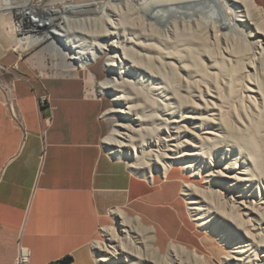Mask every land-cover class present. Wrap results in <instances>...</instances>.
Here are the masks:
<instances>
[{
	"label": "bare ground",
	"instance_id": "obj_1",
	"mask_svg": "<svg viewBox=\"0 0 264 264\" xmlns=\"http://www.w3.org/2000/svg\"><path fill=\"white\" fill-rule=\"evenodd\" d=\"M13 11L22 28H12ZM0 12L8 20L3 29L15 34V51L46 44L47 56L71 60L82 72L105 54L108 76L99 93L116 103L104 114L118 118L104 141L116 147L109 151L114 159L131 151L135 162L144 160L156 173L165 175L179 162L190 177L204 175V186L182 190L192 219L226 244L224 264H264V15L253 0H0ZM186 17H205L215 37L218 29L231 32L238 52L225 48V56L209 66L184 44L185 56L166 53L157 45L154 24L170 25L175 34ZM147 49L158 55V68L142 59ZM244 152L249 163L238 166L231 157ZM112 218L123 237L108 238L106 255L122 252L144 264L131 241L129 218ZM178 248L170 247L171 264H181L177 257L185 251Z\"/></svg>",
	"mask_w": 264,
	"mask_h": 264
},
{
	"label": "crops",
	"instance_id": "obj_2",
	"mask_svg": "<svg viewBox=\"0 0 264 264\" xmlns=\"http://www.w3.org/2000/svg\"><path fill=\"white\" fill-rule=\"evenodd\" d=\"M253 1L264 15V0ZM6 23L1 17L0 264H14L19 245L30 264H95L94 238L113 213L153 230L158 253L194 247L178 169L143 178L106 157L102 101L68 67L35 69L37 57L13 49Z\"/></svg>",
	"mask_w": 264,
	"mask_h": 264
},
{
	"label": "rangeland",
	"instance_id": "obj_3",
	"mask_svg": "<svg viewBox=\"0 0 264 264\" xmlns=\"http://www.w3.org/2000/svg\"><path fill=\"white\" fill-rule=\"evenodd\" d=\"M50 0H47V3H49ZM11 2L14 3H24V0H11ZM43 3H46L43 1ZM1 17H6L2 15V12H0V18ZM11 20V25L12 28H16L15 22L21 18L20 15H18V12L13 11L12 14L9 16ZM190 17L184 18L183 21L177 22V34H173L171 32V26H162L158 24H154L153 27V34L157 36V45L161 49H165V52H181L180 54H184L182 51H180L182 48L180 45L184 44L187 49H191L196 53L201 54V59L203 60L204 64L209 66V61L210 60H216L220 61L222 59V56H225V50L230 49L235 52L238 49V41L235 40L233 37L234 35L230 34L228 30H223V29H218L217 34L215 37L212 32V25L210 23H207V19L203 17L204 21H196L195 18H191L190 22L188 19ZM22 19V18H21ZM193 19V20H192ZM197 19V18H196ZM202 20V19H201ZM187 21V22H186ZM194 21V22H193ZM8 22V20H7ZM192 23V24H191ZM199 23H202L201 25L203 28L200 26ZM207 23V24H206ZM180 24V25H179ZM183 24V25H182ZM206 24V25H205ZM209 24V25H208ZM11 25H8L9 28ZM208 25V27H207ZM206 26V27H205ZM147 27V26H146ZM145 27V28H146ZM11 28V29H12ZM164 28V29H162ZM167 28V29H166ZM201 30V31H200ZM223 30V31H222ZM165 31V32H164ZM197 32V33H195ZM172 33V34H171ZM225 33V34H224ZM9 37L12 41L14 39L15 34L8 33ZM149 34V33H148ZM230 34V35H228ZM150 35V34H149ZM13 36V37H12ZM214 37V38H213ZM222 37V38H221ZM18 38V35H17ZM146 39V38H145ZM153 39V38H149ZM159 39V40H158ZM227 39V40H226ZM234 39V40H233ZM148 40V39H146ZM172 41V42H171ZM226 41V42H225ZM148 43L149 40L147 41ZM166 42V43H165ZM227 43V44H226ZM13 44V43H12ZM211 44V45H210ZM220 44V45H219ZM178 45V46H177ZM231 45V46H230ZM226 46V47H225ZM228 46V47H227ZM233 46V47H232ZM232 47V49H231ZM209 48V49H208ZM219 48V49H218ZM226 48V49H225ZM236 48V49H235ZM13 49H15V46H13ZM46 49V44H43L41 46H38L37 48L31 50V51H26L24 55L28 58H36L37 59H31L33 63V67L35 69H44L45 67L50 68L51 66L57 67V68H63V67H68L71 69L72 73L76 74L78 77L83 78V81L86 83L87 91L89 93V96L101 100L103 104V110L107 111V109L115 108L116 103L111 100V96L109 94H100L99 93V85L100 82L105 79L108 74L104 71V63L106 61L107 56L105 54H101L100 57L97 59L96 63L87 65L85 68V71L82 72L78 68L75 67V63H73L71 60L65 59L60 56H47L44 50ZM183 50V49H182ZM221 51V52H220ZM223 51V52H222ZM29 52V53H28ZM37 52H43L44 54L42 55V59L38 58ZM147 57H142L143 60L148 59L149 61L151 60L154 65L157 68L159 67L158 64V55L154 51H150L147 49ZM145 52V53H146ZM220 52V53H219ZM224 53V55H223ZM186 54H184L185 56ZM214 58V59H213ZM70 66V67H69ZM212 71V70H209ZM250 71V68H249ZM162 72V71H161ZM260 74L262 73V70H259ZM45 74V72H43ZM46 76V74H45ZM129 81L133 82L136 79V77L128 76ZM249 87H253V83H248ZM241 90V88H240ZM239 90V92H241ZM251 94V93H249ZM122 106V105H121ZM258 106V105H257ZM245 107V106H244ZM238 109V107H237ZM240 109V108H239ZM244 110V109H243ZM124 116V115H122ZM101 122L104 125L105 133L104 136L107 137L113 130L114 124L118 121V118H111L103 115V117H100ZM257 119H255L256 121ZM105 139L103 140L102 145V151L106 157L111 159L113 162L120 164L122 167L126 168L129 173H133L134 175L140 176V177H147L148 175L155 174L156 168L148 165L144 160H139L137 162L134 161V155L133 152L129 151V155H124L123 159H120L118 161L113 160V154L112 152H109L110 149H116V147H110L106 146L104 143ZM113 159H112V158ZM237 159L238 160V166H240L241 162L244 164H248L250 158H248L247 154L244 152L242 153L241 156L237 155L235 153L231 159ZM248 159V160H247ZM210 160V158L207 159V162ZM229 162L228 159H226V163ZM135 163V164H133ZM225 163V164H226ZM172 166V165H171ZM182 164L179 162H174L173 167L178 169V172L181 174V180L184 183V186L187 184H192L197 187L199 186H204L203 180H204V175L202 178H192L190 175L186 172H184L182 168ZM217 169L219 166H216ZM224 171V170H222ZM183 199H186L183 195H181ZM187 205V203H186ZM187 211H188V205H187ZM188 219L191 222L194 234L196 236L195 239V244L194 247H181L177 244H175L179 248H183L181 250L185 251V254H181L179 257H177V260L181 264H224V257L229 254V249L226 246V244L220 243L217 239H215L214 235L207 231L202 229L200 226H198L197 222L192 219V217L189 214L188 211ZM129 218V217H128ZM128 222L131 224V229L130 230V236L132 237L131 241H135V244L138 248V252L143 255L145 258L144 264H171V260H173V257L169 256V250L167 251H162L158 253L157 249L153 246L152 244V236H153V230L147 228L140 220L138 219H131L129 218ZM193 222H192V221ZM139 223V224H138ZM120 226L118 225V221H114L113 218H109L106 223L102 224L94 238L93 244H92V256L95 261V264H139L138 260L135 258L131 261L126 259L125 253L122 252H117L115 256H108L106 255L105 251L106 246L110 243L108 241V238L111 235H115L116 237L122 238V232L120 231ZM149 237H151L149 239ZM121 243H125L123 240ZM178 248V249H179ZM196 254L198 257H201L202 262L198 260V257L195 256ZM109 257L108 261H102V258L104 257ZM171 259V260H170Z\"/></svg>",
	"mask_w": 264,
	"mask_h": 264
},
{
	"label": "built area",
	"instance_id": "obj_4",
	"mask_svg": "<svg viewBox=\"0 0 264 264\" xmlns=\"http://www.w3.org/2000/svg\"><path fill=\"white\" fill-rule=\"evenodd\" d=\"M21 18L19 17V19L15 22V25L19 28L22 26H20L21 22H20ZM18 36L20 38L23 37L22 35V32H20L18 34ZM30 261H31V252L28 248H25L23 246H18V249H17V256L15 258V261H14V264H30Z\"/></svg>",
	"mask_w": 264,
	"mask_h": 264
},
{
	"label": "water",
	"instance_id": "obj_5",
	"mask_svg": "<svg viewBox=\"0 0 264 264\" xmlns=\"http://www.w3.org/2000/svg\"><path fill=\"white\" fill-rule=\"evenodd\" d=\"M58 264H72V258L66 257L65 259L59 261Z\"/></svg>",
	"mask_w": 264,
	"mask_h": 264
},
{
	"label": "trees",
	"instance_id": "obj_6",
	"mask_svg": "<svg viewBox=\"0 0 264 264\" xmlns=\"http://www.w3.org/2000/svg\"><path fill=\"white\" fill-rule=\"evenodd\" d=\"M56 264H58V263H56Z\"/></svg>",
	"mask_w": 264,
	"mask_h": 264
}]
</instances>
